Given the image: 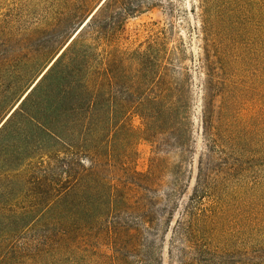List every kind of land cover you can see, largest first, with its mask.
Segmentation results:
<instances>
[{
  "label": "trees",
  "instance_id": "trees-1",
  "mask_svg": "<svg viewBox=\"0 0 264 264\" xmlns=\"http://www.w3.org/2000/svg\"><path fill=\"white\" fill-rule=\"evenodd\" d=\"M211 2L203 1L207 46L215 44L214 15L208 11ZM142 8L143 1L105 0L92 16L95 8L89 14L86 19L91 18L81 24L73 39L64 38L50 52L44 49L46 43L32 42L33 56L27 58L30 64L22 82L33 75L39 61L44 59L45 66L33 75L28 90L72 39L0 128V227L29 219L26 229L39 227L35 231L39 232L42 228L40 242L50 231L45 227L49 224L40 222L44 219L54 221L52 231L63 222L75 226L107 220L106 236L113 239L115 247L134 254L139 252L141 226L150 232L160 231V221L148 210L150 205L160 204L153 198L160 193L156 165L141 173L130 159L136 132L141 129L150 137L167 130L177 148L187 146V72L181 65L183 52L170 50L163 32L150 31L147 40L136 47L122 43L127 19L142 13ZM18 18L7 23L17 24ZM202 63L208 77L202 111L207 159L214 160L218 151L232 148L241 157L247 143L253 147V159H264V122L247 131V113L239 116L242 128L233 139L226 133L231 145L220 143L219 119L213 114L217 77L209 52L204 53ZM11 68L0 65L7 73ZM133 119L140 121L139 127L132 125ZM105 132L123 134L124 139L103 137ZM101 159L108 165L118 163L124 180L100 175ZM201 171L199 168L191 204L172 230L173 240L191 249L201 245V231L211 219L210 212L201 207L208 185ZM179 188L176 181L164 192L166 206ZM94 214L108 215V219L91 221ZM120 214L134 217L126 223L120 221ZM38 222L41 224L34 226ZM253 242L256 261L250 264H264V215H260ZM206 248L212 255L211 248ZM135 256L136 264L138 260L154 264L153 252L146 254L145 260Z\"/></svg>",
  "mask_w": 264,
  "mask_h": 264
},
{
  "label": "rangeland",
  "instance_id": "rangeland-1",
  "mask_svg": "<svg viewBox=\"0 0 264 264\" xmlns=\"http://www.w3.org/2000/svg\"><path fill=\"white\" fill-rule=\"evenodd\" d=\"M102 1L0 0V65L12 66L10 73L0 69V124L26 94L36 71L45 66L44 59L39 61L33 75L22 82L30 64L27 58L33 56L32 42L46 43L45 51H52L64 38L73 37ZM136 1H143V10L127 19L122 43L136 47L147 40L150 31L163 32L168 48L183 52L181 65L187 72V146L177 148L167 130L150 137L141 129L136 132L130 159L131 165L135 164L141 173L156 165L160 193L151 196L160 204L150 205L148 210L160 221V231L150 232L141 226L139 252L134 254L115 247L113 239L106 236L107 220L75 226L63 222L52 231L54 227L50 224L54 221L44 219L40 222L49 224L45 227L50 231H46L47 239L37 242L42 228L39 232H35L39 227L26 229L30 221L27 219L0 227L3 245L0 264H136L135 255L145 260V255L152 252L154 264L256 261L253 241L260 215H264V159H253L256 156L248 143L241 157L231 146L225 153L218 151L214 160L207 159L202 111L208 77L202 60L204 53L209 52L214 62L217 85L213 90V114L214 119H219L220 143L229 147L231 143L226 136L233 139L238 128H242L240 115L247 113V131L255 129L261 120L264 122V0H212L208 11L214 15L215 44L208 46L202 24L204 0H130ZM15 16L20 17L17 24L7 23ZM131 123L135 127L140 125L138 119ZM102 136L124 139L118 133L105 132ZM81 161L88 168L86 161ZM101 162L100 175L124 180V171L118 163L108 165L104 159ZM199 168L208 184L201 207L210 212L211 219L201 231V245L191 249L173 240L172 230L191 204ZM176 181H179V193L166 206L164 192ZM120 215V221L126 223L134 217V214ZM107 216L94 214L91 221L108 219ZM208 246L212 255L206 252Z\"/></svg>",
  "mask_w": 264,
  "mask_h": 264
},
{
  "label": "water",
  "instance_id": "water-1",
  "mask_svg": "<svg viewBox=\"0 0 264 264\" xmlns=\"http://www.w3.org/2000/svg\"><path fill=\"white\" fill-rule=\"evenodd\" d=\"M105 0H103L99 6L96 8V10L91 14V16L97 11V9L103 4ZM91 16L86 20V23L88 22V20L91 18ZM85 25V24H84ZM83 25V26H84ZM82 26V27H83ZM77 34V32L74 34V36L72 37V39L75 37V35ZM69 42H71V40ZM69 42L66 44V46L60 51V53L52 60V62L48 65V67L46 68V70L41 74V76L37 79V81L31 86V88L26 92V94L21 98V100L18 102V104L13 108V110L6 116V118L2 121V123L0 124V128L2 127V125L6 122V120L12 115V113L17 109V107L20 105V103L25 99V97L27 96V94L29 92H31V90L35 87V85L38 83V81L43 77V75L47 72V70L51 67V65L55 62V60L60 56V54L63 52V50L68 46Z\"/></svg>",
  "mask_w": 264,
  "mask_h": 264
}]
</instances>
